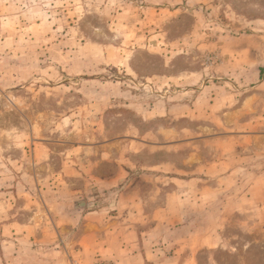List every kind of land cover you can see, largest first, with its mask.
I'll return each mask as SVG.
<instances>
[{"label":"rangeland","instance_id":"1","mask_svg":"<svg viewBox=\"0 0 264 264\" xmlns=\"http://www.w3.org/2000/svg\"><path fill=\"white\" fill-rule=\"evenodd\" d=\"M261 204L264 0H0V264H264Z\"/></svg>","mask_w":264,"mask_h":264},{"label":"crops","instance_id":"2","mask_svg":"<svg viewBox=\"0 0 264 264\" xmlns=\"http://www.w3.org/2000/svg\"><path fill=\"white\" fill-rule=\"evenodd\" d=\"M125 199V200H124ZM129 202H127V197L126 195H123L122 196V199L119 201V205H118V210H117V213L116 215H119L122 213L123 208L126 207L127 210L129 209ZM259 206H262L264 208V204L262 205H259ZM125 210V211H127ZM121 216V215H120ZM119 217V216H118ZM117 217H112V219H115ZM115 224L116 227H113V230H110V231H101V232H97V231H100L98 229H100V227L98 225H94L95 228H96V236H95V243H97L96 245V248L97 250L100 251V255H103V254H109L110 252L113 254L115 253V255H118V254H122V256L124 255H129V253L131 252L129 250V246H126L122 243V240H124L125 238H127L128 235H124L125 233H120L118 231V228H122V226H124V223L123 222H118V221H115V220H111L110 221V224ZM120 224H122V226H120ZM87 225L90 226L91 230L94 229V226L91 225L90 223H88ZM134 227L133 226H130L129 227V230L133 229ZM130 236L132 237V233H129ZM95 234L92 235V237H94ZM121 236H122V240H121ZM130 237V238H131ZM88 238V237H87ZM137 238V237H136ZM134 238V242H135V239ZM139 240V239H138ZM121 241V247H120V250L118 251L117 249H114V251H112L113 247H114V244L115 243H118ZM140 241V240H139ZM137 240H136V244H137ZM86 246H88L86 244ZM118 257V256H117ZM120 258V257H119ZM123 261V259H122ZM118 264V263H117ZM120 264H122V262H120Z\"/></svg>","mask_w":264,"mask_h":264}]
</instances>
